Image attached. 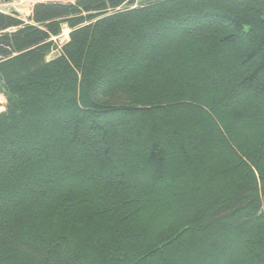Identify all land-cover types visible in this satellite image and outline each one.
Returning <instances> with one entry per match:
<instances>
[{
  "label": "trees",
  "instance_id": "1",
  "mask_svg": "<svg viewBox=\"0 0 264 264\" xmlns=\"http://www.w3.org/2000/svg\"><path fill=\"white\" fill-rule=\"evenodd\" d=\"M135 2L0 12V264H264V0Z\"/></svg>",
  "mask_w": 264,
  "mask_h": 264
},
{
  "label": "built area",
  "instance_id": "2",
  "mask_svg": "<svg viewBox=\"0 0 264 264\" xmlns=\"http://www.w3.org/2000/svg\"><path fill=\"white\" fill-rule=\"evenodd\" d=\"M31 4L27 2V0H12L9 2H6L4 5L5 9L0 11L4 13H14L16 14L20 19H22L24 22H30V17L33 13V8L36 3L39 2H47V1H54V0H31ZM23 6V11L20 10V8ZM69 33H70V28L69 26L65 23L62 25V32L54 37L53 39L55 41H59V44H64L68 39H69Z\"/></svg>",
  "mask_w": 264,
  "mask_h": 264
},
{
  "label": "rangeland",
  "instance_id": "3",
  "mask_svg": "<svg viewBox=\"0 0 264 264\" xmlns=\"http://www.w3.org/2000/svg\"><path fill=\"white\" fill-rule=\"evenodd\" d=\"M34 1H37V0H34ZM45 1H46V0H45ZM54 1H61V2H74L75 0H54ZM144 1H147V0H136L135 5H139L140 3L144 2ZM27 2H28L29 4H31L30 2H32V1H31V0H27ZM5 3H6L5 1L0 0V11H2V10L5 9V6H1V5H4ZM20 10L23 11V6L20 8ZM58 43H59V41H58ZM54 54H55V52L52 53L49 57L52 58ZM0 86H1V85H0ZM1 94H2V93H0V95H1ZM3 96H4V95H3ZM4 97H5V96H4ZM4 97L0 96V111L4 110L3 107H4L5 104H6V97H5V98H4Z\"/></svg>",
  "mask_w": 264,
  "mask_h": 264
},
{
  "label": "crops",
  "instance_id": "4",
  "mask_svg": "<svg viewBox=\"0 0 264 264\" xmlns=\"http://www.w3.org/2000/svg\"><path fill=\"white\" fill-rule=\"evenodd\" d=\"M0 96L4 97L2 94H1ZM4 98H5V97H4ZM3 109H5V106L3 107Z\"/></svg>",
  "mask_w": 264,
  "mask_h": 264
}]
</instances>
